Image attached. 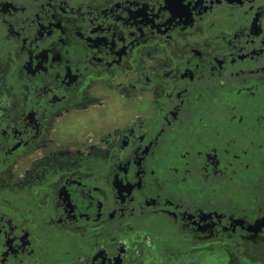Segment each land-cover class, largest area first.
<instances>
[{
  "label": "flooded vegetation",
  "instance_id": "af4514ba",
  "mask_svg": "<svg viewBox=\"0 0 264 264\" xmlns=\"http://www.w3.org/2000/svg\"><path fill=\"white\" fill-rule=\"evenodd\" d=\"M99 84L119 113L98 114ZM77 112L107 132L50 152ZM155 247L264 261V0H0V264H147Z\"/></svg>",
  "mask_w": 264,
  "mask_h": 264
},
{
  "label": "rangeland",
  "instance_id": "374dc122",
  "mask_svg": "<svg viewBox=\"0 0 264 264\" xmlns=\"http://www.w3.org/2000/svg\"><path fill=\"white\" fill-rule=\"evenodd\" d=\"M96 90H94L96 93L98 92L100 95H107L108 99L109 96L112 92H109V90L105 89V86L103 85H98L96 86ZM105 89L106 93H102L100 92V90ZM148 99V96L146 97H142V99H140V101H142L140 103L141 105V109L143 110L146 106H149L148 103H146V100ZM120 99L119 97L113 93V96L111 97V99L108 100V103L106 106H104V109L99 111V115L103 112H108V110L111 111V113H119L122 110V107L120 106ZM106 104V103H105ZM146 104V105H144ZM113 105V106H112ZM138 105V103H137ZM119 107L117 111H114L112 109H114L113 107ZM101 107V106H100ZM98 107V108H100ZM103 107V106H102ZM93 113H97L95 111H93ZM92 112H85V113H71V114H65L62 115L60 117L56 118V121L52 124L51 128H50V133L48 134V139L49 141L52 140L53 142H49V151L53 152L56 151V149H63L64 147H68V149L73 150L75 149V147L71 146L73 143L72 142H81L82 139L84 138H91V141H98V139L101 137V135L105 134V132H107V124L105 121V118H101L99 117V115H94ZM123 113V112H122ZM121 113V115H122ZM139 113V105H138V109L137 111L134 113L137 115ZM93 114V115H92ZM89 115H92L94 118H96V122H93L90 118H87ZM109 115V114H107ZM132 117V116H131ZM111 119L112 114H111ZM87 119L90 121H87ZM102 119V121H101ZM101 121V123H100ZM98 123H100V125H97ZM122 121L120 123H116V124H112L109 126H116L121 124ZM90 132V135H89ZM72 141V142H70ZM90 142V141H88ZM71 144V145H70ZM56 147V148H55ZM55 148V149H53ZM41 151L37 150L36 152H33L32 154V158H39L41 155ZM24 161L18 162L15 164V166H13V172L15 174H19L21 176L22 171H23V167L27 164H29L31 162V159H22ZM250 196L244 192L241 195H239L238 201L240 205H242L243 207H247L249 206V202H250ZM177 245V243H176ZM171 245H169L167 248H169ZM156 249V253L157 256L154 258H147L146 259V263L147 264H157V263H162L165 264L167 263V260L169 259L167 257V259L165 257H162L158 251H157V247H155ZM146 251H148V249H145ZM168 250V249H167ZM236 250V251H235ZM238 250V252H237ZM246 250V252L249 254L250 250L248 249H243ZM241 248L237 249V248H233L230 249L229 251L232 252V254L234 255V258L236 259V261L238 262V264H264V261L258 257H255V255L252 253H250L251 256H245V251H243ZM169 252V251H168ZM208 252V251H207ZM171 255V254H170ZM177 255H171L173 257V261L175 262V264H182L184 262L189 261V263L191 264H197L198 262V258L201 257L203 264H221V260H222V256L221 254H213V252H209V253H204L203 255L199 256L196 253L190 254L189 252H187L186 255V260L184 261L183 256L181 258H179L177 260ZM188 256V257H187ZM158 259H160L158 261ZM185 264V263H184Z\"/></svg>",
  "mask_w": 264,
  "mask_h": 264
}]
</instances>
